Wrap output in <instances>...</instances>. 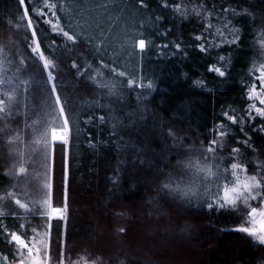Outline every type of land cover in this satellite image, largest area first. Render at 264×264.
I'll return each mask as SVG.
<instances>
[{"label": "trees", "instance_id": "16d2710c", "mask_svg": "<svg viewBox=\"0 0 264 264\" xmlns=\"http://www.w3.org/2000/svg\"><path fill=\"white\" fill-rule=\"evenodd\" d=\"M47 2L56 8L49 11L45 0H0V96L20 113L0 132V196L5 197L0 253L11 259L15 247L7 242L10 233H23L27 239L32 233L28 222L42 221L31 211L44 213L48 200L65 209L63 219L50 221L49 264L61 259L64 264H264V245L233 229L242 214L207 207L225 180L233 179L224 172L231 146L241 148L249 175L257 161L264 162V132L252 130L264 120L257 116L249 123L246 114L253 102L249 87L258 83L255 76L264 64L259 43L264 38V0H204L200 15L187 18L180 13L196 7L190 0L187 7L185 0ZM222 7L228 11L215 15ZM232 9L240 14L233 15ZM41 10L53 23L59 18L75 42L44 23ZM227 19L229 28L239 29L238 42L199 51L196 46L203 40L195 36L209 22V33L220 29L227 35ZM33 30L52 65L48 71L55 76L56 93L30 49ZM140 39H145L143 51ZM220 39L209 37L208 42ZM221 64L223 77L210 71ZM225 113L238 123L232 124ZM242 116L251 148L237 145L235 139L247 138L239 130ZM65 119L67 143H51L50 131ZM219 131L228 135L220 138ZM27 134L39 141L36 147L46 163L47 156L51 158L48 197L47 170L41 191L34 194L18 188L16 176L8 173L9 165L17 174L23 166L26 171L20 176L26 179L27 171L34 169H28L27 149L20 146ZM214 138L225 142L219 169V160L203 159ZM7 139L18 145L19 162L7 156ZM202 168H211L213 175L200 176L192 184L187 174L198 175ZM165 184L171 189L182 184L197 188L195 199L182 204ZM8 192L14 193L12 198H6ZM17 199L30 212L15 205Z\"/></svg>", "mask_w": 264, "mask_h": 264}, {"label": "snow or ice", "instance_id": "6c2138e0", "mask_svg": "<svg viewBox=\"0 0 264 264\" xmlns=\"http://www.w3.org/2000/svg\"><path fill=\"white\" fill-rule=\"evenodd\" d=\"M21 4L24 3V0H19ZM143 2V0H141ZM189 0H185V7H187V3ZM193 4H196V7L191 9L190 11L181 12L180 15L184 18H187L189 15L195 14L196 16L200 15L201 9L204 7V0H199L198 4L196 0H190ZM45 7L49 8V11L56 8L55 3L48 4L47 0H45ZM214 7V6H213ZM227 7H222L218 12L214 13L215 15H219V12H227ZM233 15H239L240 13L237 12L235 9H232ZM39 15L45 17L44 23L50 24L53 29L56 30V34H62L68 41L75 42L74 36L69 35L67 31H64L63 28L59 25V18H57V22L53 23L50 18H48V14L43 12L42 10L39 12ZM53 16H55V12L52 13ZM24 17L27 18L28 21V27L33 28V21L30 17H28L27 9L24 10ZM203 19H207V17H204ZM231 24V20L227 19L224 23V27L228 29L227 35L221 31L220 29H217L214 33H209L208 29L212 27V24L209 22L205 26V30L203 33L196 35V40H203V42L196 47L201 52H206L208 49L212 47H221L225 44L231 45L238 42L240 39L238 32L239 29L235 28L234 26L229 28L228 25ZM219 36L221 39L218 43H209V37H216ZM36 37V31L33 30L32 32V38L34 39ZM53 44H56L57 41L53 40ZM62 43V42H61ZM260 47H261V54L264 55V38L260 39L259 41ZM207 44V48L205 45ZM138 47L141 51H143L146 47L145 39H140L138 41ZM164 47H168L167 44L164 45ZM177 51L180 48V45H176ZM33 53H40V59L44 61L43 67L47 71L50 67V62L44 58L43 52L40 51L39 43L36 42L35 47L32 49ZM225 58L223 56H220V60L223 61ZM74 67H76L75 64H73ZM225 65L221 64L220 67H213L210 69V71H215L219 74V76L223 77L225 75V71L221 70L224 68ZM123 75V73H121ZM47 79L51 83L52 86V92L56 93V85H55V76L51 71L47 72ZM256 80L260 81V91H257V88L255 84H252L249 87V95L248 99L250 100H258L260 105H264V64H261L259 69V75L255 76ZM133 82L129 81V85H131ZM151 87V85H148ZM8 101H12L13 97L9 95L7 97ZM56 104L60 105V97L57 94L56 95ZM60 114L63 115L64 109L61 106L60 107ZM253 112L255 115H253ZM19 108L16 109L14 112L11 107H9L4 98L0 96V132H3L5 128L8 127L9 121L14 118L15 115H18ZM247 119L249 123H254L256 120V117L258 116L261 120H264V108L257 107L255 103L248 106L246 110ZM227 118L231 121L232 124H237L238 119L237 117L228 116L227 113H225ZM244 120L245 117L239 118V130L240 132L244 133V135L247 137L246 139L241 140L239 136L235 137L237 145L244 144L246 147L251 148V136L245 132L244 129ZM67 119L64 121L65 128L67 126ZM31 127V125H28ZM221 127H226L223 122H221ZM259 128L261 132H264V124H259L253 127V131H256V129ZM55 135V133H54ZM228 135L225 131H219L218 136L220 138H223L224 136ZM62 143H67L66 140H63L61 138ZM8 143H13V140H9ZM217 146L221 149V152L217 151ZM225 147V142L222 139H212L210 141L209 146L206 149V152L203 154V159L205 161H208L209 163L214 160H219L220 163L216 164V167L219 169L220 164L223 162L225 157L222 154V150ZM211 154V155H209ZM205 169H200V171H204ZM26 169L21 166L19 168L18 174H24ZM208 176H212L213 173L211 171V168L207 169ZM225 173H230V176L233 179H226L225 183L222 185V195L217 194L214 198H212L211 203L207 204V207L209 210L212 208H216L217 210L220 209H235L237 207L238 202L243 203L245 206H248L250 210L246 213V219L244 223L235 229V231H239L242 233H246L247 236L254 238L260 245H264V162L257 161V168L254 170V172L249 175L248 174V162L243 158L242 150L239 146H231L230 147V163L228 167L224 168ZM165 188H169L170 190L175 191V189H171L170 184H165ZM14 193L8 192L7 197H12ZM187 195V193H185ZM259 198L260 207H251L249 205V201H256ZM4 200L3 197H0V202ZM15 204L19 206L21 209H27V205L24 203H21L19 199L15 200ZM4 205L3 203H0V208H2ZM65 209L56 207L52 208L51 211L53 213L59 214V218L63 219V212ZM11 216L15 217L17 216V213L11 212L9 213ZM5 212L0 211V217L4 216ZM32 215L34 216H43L44 213L42 212H36L32 210ZM3 221L0 220V224H2ZM247 225V226H245ZM25 225L23 223L20 224V228L23 229ZM52 225L48 221H41V224L39 225V230L37 226H32L29 221V230L36 234V236H39L41 232H43L45 235L48 234V231L51 229ZM33 238H23V233L18 234L16 231H12L10 233V239L7 241L9 244H15V254L18 255V259H15L12 261V264H49V255H48V246L44 241H38L39 244H41L43 251L41 250V247H36L35 245H32V239ZM32 245V246H30ZM35 248V255H33V251ZM5 260L7 261V257H5ZM59 264H63V259L60 260ZM95 264V262H93Z\"/></svg>", "mask_w": 264, "mask_h": 264}, {"label": "rangeland", "instance_id": "374dc122", "mask_svg": "<svg viewBox=\"0 0 264 264\" xmlns=\"http://www.w3.org/2000/svg\"><path fill=\"white\" fill-rule=\"evenodd\" d=\"M22 6H23V10H25L24 5H22ZM36 42H37L36 39L32 38L31 44H30L31 51L35 47ZM32 53H33V51H32ZM34 55L36 57H38V59L41 61L42 65H43L44 61L40 59V53L37 52ZM51 68H52V65L50 64V67H49L48 70H51ZM48 70H47V72H48ZM255 86L257 88V91L261 90L260 89V81H258V83L255 84ZM252 101H253L252 104L255 103L257 107L264 108V105H260L258 100H252ZM62 124H63L62 126H60L58 128H54V129H52L50 131V142L51 143L60 142L61 138H63V140H67V129L65 128L64 123H62ZM15 131L16 130H12V132H15ZM54 133H55V135H54ZM29 136H30L29 134L26 135V138H28V139H26L27 141L25 143H23V144H20V146H22L25 149H27V152H28L27 154L29 156L28 160H27L28 161V165H29L28 169H31V168H34V169H32V171L31 170L27 171L28 173L25 174L26 179L21 178L23 176H20V174H17L15 172H13V168L15 166L9 165L8 173L9 174H14L16 176V182H17L18 188L20 187L22 190L26 191L28 194H34V193H38V192L41 191L42 186L44 184V178L43 177H44V175H46V170H47V197H48V195L50 196V191H51V186H50L51 184H50V181H49V174H48L51 158L49 157L50 158V160H49L48 156H47V163H46V159L42 155L41 149L40 148L37 149V147H39V145H37V144H39V141H37L36 138H34V137L31 138ZM9 140H13V139H7V144L5 146L6 147V152H7V156L11 158V162L13 161V163H14L16 159L18 160V158L21 156V154L18 153V155H17L16 146H18V145H15V142L8 143ZM51 154H52V151H51ZM51 154H50V156H51ZM18 162H19V160H18ZM192 169H193V167H192ZM202 169H205V170L202 171L203 173L200 171L201 173L198 174V175H197V173L194 174L195 172L187 174V176H190L191 182L193 181L192 184L195 183V181H197L198 177H200V176L204 177L205 179H207V176H208V173L206 172L207 169L206 168H202ZM181 171H183V170H181ZM27 186L28 187L30 186V187L28 189H26ZM173 188L175 189L174 192H176V194L178 196H180L179 202L182 203V204L184 203L183 201L186 200V198L190 199V198L194 197L196 195V192H197V188L194 189V187H191V186L187 187V185H184V184L177 185V186H175ZM32 192H34V193H32ZM185 193H187V195H185ZM219 194L220 195L223 194L222 193V187H221V190H220ZM0 197L5 198L3 195L0 196ZM6 198H12V197H6ZM194 199H195V197H194ZM3 202H4V200L2 202H0V203H3ZM35 202H37V201L35 200ZM24 204H26V203H24ZM249 205L251 207L259 208L260 207L259 198L256 201H249ZM29 208L30 207L27 205V209H22V210L30 212ZM52 208H56V206L48 204V200H47V208L45 209L44 215L43 216H39V217L33 215V217L40 218V219H42V221H48L49 223L53 219H60L59 218V214L53 213L51 211ZM59 208H62V207H59ZM62 209H64V208H62ZM231 210L240 212V214H242V222L239 225H237L236 227L233 228L235 230L236 228L240 227L244 223V221L246 219V213L250 210V208L248 206H245L243 203H239L238 202L237 207L235 209H231ZM64 214H65V210L63 212V217H64ZM30 223H31L32 226H37V228L39 230V225L40 224H37V223L34 224L32 222H30ZM24 225H26V224H24ZM245 226H247V225H245ZM26 227L29 228V225H26ZM242 234H244L246 237H248L253 243L259 245V243L254 238L247 236L246 233H242ZM33 237H35V238L32 239V245H35L36 247H41L42 251H43V248H42L41 244L38 243V241H44L47 244V246H48L49 233L47 235H45L43 232H41V234L39 236H36V234L32 232L28 236V238H33ZM32 245H30V246H32ZM13 246L16 248L15 244ZM15 248H13V255H12L10 260L7 259V261H6L5 260L6 256H4V255H2V253H0V264H12L13 260L19 258L18 255L15 254ZM33 255H35V248H34V251H33ZM26 264H27V261H26ZM63 264H64V262H63Z\"/></svg>", "mask_w": 264, "mask_h": 264}]
</instances>
